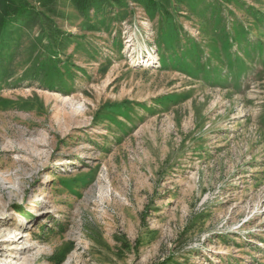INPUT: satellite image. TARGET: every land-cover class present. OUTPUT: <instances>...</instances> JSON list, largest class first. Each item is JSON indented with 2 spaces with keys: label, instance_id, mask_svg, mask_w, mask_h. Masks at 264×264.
I'll list each match as a JSON object with an SVG mask.
<instances>
[{
  "label": "rangeland",
  "instance_id": "1",
  "mask_svg": "<svg viewBox=\"0 0 264 264\" xmlns=\"http://www.w3.org/2000/svg\"><path fill=\"white\" fill-rule=\"evenodd\" d=\"M26 1L0 264H264V0Z\"/></svg>",
  "mask_w": 264,
  "mask_h": 264
},
{
  "label": "trees",
  "instance_id": "2",
  "mask_svg": "<svg viewBox=\"0 0 264 264\" xmlns=\"http://www.w3.org/2000/svg\"><path fill=\"white\" fill-rule=\"evenodd\" d=\"M28 11L29 4L26 0H0V29L5 28L9 19L22 17Z\"/></svg>",
  "mask_w": 264,
  "mask_h": 264
}]
</instances>
